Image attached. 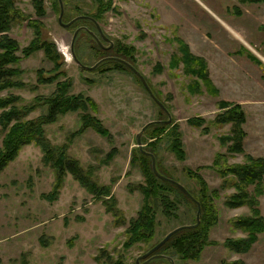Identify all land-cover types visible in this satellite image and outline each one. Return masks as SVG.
<instances>
[{"label": "rangeland", "instance_id": "rangeland-1", "mask_svg": "<svg viewBox=\"0 0 264 264\" xmlns=\"http://www.w3.org/2000/svg\"><path fill=\"white\" fill-rule=\"evenodd\" d=\"M39 1L42 14L34 8ZM61 2L62 22L87 17L64 26L58 20L59 0H15L25 19L12 24L8 34L21 49L34 36L27 19H37L41 36L62 56L63 73L51 82H38L36 70L42 67L48 72L53 62L42 49L28 56L18 50L24 85L0 93L17 94L20 103L34 104L37 99L28 115L36 116L46 110L38 97L53 92L57 81L69 79V92L87 97L88 104L61 111L44 125L45 135L64 145L82 168H91V180L106 187L92 193L66 173L55 190L54 170L44 162L40 147L23 145L0 171V264H109L102 250L113 259L122 256L126 264H137L136 257L168 231L194 223L193 201L163 179L156 187L159 196L150 199L155 207L152 238L123 245L125 230L144 198L146 159L140 157L136 134L152 120L159 122L142 131L140 142L153 153L157 170L190 193L197 194L200 182L217 191L216 222L197 255L171 250L167 256L174 264H264V229L255 232L247 250L235 251L227 242L247 235L233 222L235 217L252 216L256 208L264 221V192L256 193L251 183L245 187L253 197L251 203L228 204L230 194L243 188L232 185L234 176L224 174L217 162L264 158V0ZM71 42L86 65L105 56L128 57L164 108L129 68L114 61L91 69L80 66L72 57ZM83 112L99 119L106 130L85 124ZM239 114L242 122L233 120ZM238 128L242 136L240 146H235ZM179 132L180 152L172 148L177 147ZM1 137L2 132L0 145ZM106 188L109 193L103 192ZM153 259L147 263L170 264L167 259Z\"/></svg>", "mask_w": 264, "mask_h": 264}, {"label": "trees", "instance_id": "trees-1", "mask_svg": "<svg viewBox=\"0 0 264 264\" xmlns=\"http://www.w3.org/2000/svg\"><path fill=\"white\" fill-rule=\"evenodd\" d=\"M34 8L36 9L37 14H42L44 12V6L40 1L37 4L35 3ZM23 19H25V16L21 10L16 7L15 0H0V91L10 87H20L24 85L23 81L20 79L22 68L18 65V62L21 59V56L16 53L18 50L21 51L22 56H28L34 51L42 49L44 55L53 62V67L48 70V72L42 67L36 70L38 82H51L60 73H63L61 68H59L60 62L63 61L62 56L56 51L55 47H50V40L41 36L39 25H37L38 23L36 22L37 19H27V21L31 23L29 24L33 26L34 36L30 42L21 49L19 48L17 41L8 34L11 25L20 22ZM101 49L102 51H105V49ZM124 57L126 56L122 55V58ZM124 59L130 63L128 57ZM106 61H114L133 71L127 64L118 59L108 58L101 61V63ZM54 68L56 69L55 71ZM70 86L71 82L69 79H61L56 82V88L53 92L46 96H39L38 98L41 99V103L46 105V110L36 116L28 115L32 112L35 105L38 104L37 99L34 104L20 103L19 95L13 93L2 95L0 93V132H2L0 145V171L8 161L17 155L23 145L35 143L42 151L44 162L49 164L54 170L56 179L55 190L59 187L60 183L63 182V177L66 173H71L73 177L92 193L98 192L99 188L106 187L99 186L98 183L91 180V168H86V170L82 168L76 158L70 157L64 145L52 143L45 135L44 125L53 121L61 111L74 107L85 108L86 104H88L87 97H83L80 94L73 95V93H70ZM81 119L85 124L91 125L99 131L106 130V128L100 123L99 119L95 118L88 112H83L81 114ZM233 120L242 122L243 115H235ZM156 122L158 123L159 121ZM237 130L239 131L240 137L234 145L240 146V143L238 142L240 141L242 132L239 128ZM177 135H179V137L175 136L177 147H174L175 145H173L172 148H179L180 152L182 151L180 132L179 134L177 133ZM140 157L146 159L143 166L145 170V184L143 187L141 186L144 198L136 217L130 220L129 225L125 230L126 238L123 241L125 247H128L137 241L149 242L152 238L154 232L155 207L150 199L159 196V191H157L156 187L159 185V182H164L163 179L153 172L151 159H148L150 156L140 150ZM217 162L218 164H221V170L224 171V174H231L234 176V179L231 180L232 185L238 190L243 188L241 193L230 194V197L226 199L228 204L237 205L241 203H251L253 197L249 195V192L245 189L248 184H254L253 189L256 193L264 192L263 157H257L244 163L225 164L221 161ZM193 176H195L200 182L201 178H199V174L194 173ZM225 181L227 180L225 179ZM225 181L222 182V185L225 184ZM179 190L193 201L196 208L195 200L191 199L180 188ZM103 192L109 193L107 188ZM191 194L201 205L199 224L194 227L183 228L176 231L161 246H159L155 252L171 255L173 254L171 252L172 250L174 253L193 257L197 255L202 245L206 242L207 231L209 227L216 222L217 212L213 197L217 195V191L216 189L208 190V188L200 182V189L197 194L193 192H191ZM112 210L113 214H117L116 208L112 207ZM251 211L253 214L252 216H238L233 220L234 223L247 231L246 237L227 240L229 247L235 251L247 250L255 239V232L264 229V221L259 215H257V209L252 208ZM102 254L105 256V260H107L109 264H126L123 261L122 256L113 259L108 252H103V250ZM157 259L166 260L167 258L159 256ZM150 261H148V263ZM168 262L170 261L168 260Z\"/></svg>", "mask_w": 264, "mask_h": 264}, {"label": "water", "instance_id": "water-1", "mask_svg": "<svg viewBox=\"0 0 264 264\" xmlns=\"http://www.w3.org/2000/svg\"><path fill=\"white\" fill-rule=\"evenodd\" d=\"M59 3H60V14H59V17H58V20L61 24H63L64 26H67L69 24H71L75 19H77L78 17H87V16H84V15H79L73 19H71L69 22H62L61 21V15H62V11H63V6H62V2L61 0H59ZM94 22L96 23L97 25V28L100 32V34L103 36L102 32H101V29L99 27V25L97 24V22L94 20ZM79 27L75 30L74 32V35L75 33L78 31ZM95 38L96 40L100 43V41L98 40V38L96 37V35H94L93 32L89 31ZM101 44V43H100ZM71 54H72V57L74 58V60L82 67L84 68H87V69H91V68H94L95 66L98 65V63H100L101 61L105 60V59H108V58H115V59H118L120 61H123L125 64H127L140 78L141 82L143 83V85L145 86V88L148 90V92L150 93V95L157 101V103L159 105H161L163 108H164V105L161 103V101L153 94V92L151 91L149 85L147 84L145 78L143 77V75L134 67L132 66L130 63H128L127 61H125L124 59L122 58H119V57H115V56H105V57H102L100 58L98 61H96L94 64L92 65H86V64H83L81 63V61L77 58V56L75 55L74 51H73V45H72V42H71ZM156 121H159V120H152V121H149L148 123H146L142 128H141V131H139L137 134H136V140H137V144H138V147L139 149L148 154L150 156V159H151V167H152V170L153 172L158 176L160 177L161 179H164L166 181H169L171 183H173L174 185H176L178 188H180L186 195H188L191 199H194L195 202H196V221L194 223H189V224H181L179 226H176L174 227L173 229H171L170 231H168L159 241H157L153 246H151L147 251H145L144 253H142L141 255L137 256L136 257V262L137 264H145L147 263L148 261H150L151 259L153 258H156V257H159V256H164L166 257L171 264H174V261L173 259L170 257V256H167V255H163V254H159V253H155L154 251L159 247L161 246L173 233H175L176 231L180 230V229H183V228H188V227H194L196 225H198L199 223V218H200V214H201V206H200V203L197 199H195L193 197V195L187 190V188L182 184L180 183L179 181L171 178V177H168L166 175H163L161 174L158 170H157V167H156V163H155V157L153 155V153L149 152V151H146L142 148V145H141V142H140V135L142 133V131L149 125L151 124L152 122H156ZM140 258H143V261L140 262L139 259Z\"/></svg>", "mask_w": 264, "mask_h": 264}]
</instances>
